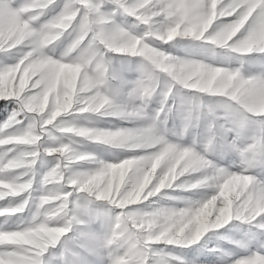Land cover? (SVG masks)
<instances>
[{
	"label": "snow or ice",
	"instance_id": "snow-or-ice-1",
	"mask_svg": "<svg viewBox=\"0 0 264 264\" xmlns=\"http://www.w3.org/2000/svg\"><path fill=\"white\" fill-rule=\"evenodd\" d=\"M14 5L0 0V53L27 51L0 69V101L5 111L15 105L0 125V264H90V256L100 264H183L154 246L191 247L233 220L249 228L233 241L247 255L231 264H264V242L258 240L264 236V179L256 174L264 172V62L258 73L245 69L246 57H264V0ZM55 8L57 15L41 22ZM118 16L132 24L122 26ZM65 38L60 57L49 55ZM217 50L234 54L240 67L215 63ZM116 57L141 62L127 107L112 99ZM156 95L161 108L148 127L94 130L70 119H141ZM176 101L184 131L202 115L211 117L201 141L184 146L158 132L156 120ZM46 140L54 143L46 146ZM77 140L136 154L99 161L79 150ZM233 155L237 171L221 164ZM48 158L52 163L40 171ZM86 162L95 166L81 167ZM201 188L213 194L184 207L156 203L169 191Z\"/></svg>",
	"mask_w": 264,
	"mask_h": 264
},
{
	"label": "trees",
	"instance_id": "trees-1",
	"mask_svg": "<svg viewBox=\"0 0 264 264\" xmlns=\"http://www.w3.org/2000/svg\"><path fill=\"white\" fill-rule=\"evenodd\" d=\"M58 3L63 4V0H58ZM111 9V5L107 6L106 11ZM49 9L45 14H49ZM56 16V15H55ZM116 20L124 27H128L132 24L130 17L125 18L122 16L116 17ZM139 31V29H137ZM68 39H63L55 45V52L60 51L57 49L62 44L67 45ZM67 40V41H66ZM179 45H186L188 41H178ZM166 51H171L175 55H183L184 52L180 47L173 49L170 45H163ZM59 53V52H57ZM6 59V64L0 63V69L9 64L10 59L7 57L0 58ZM245 69L250 73H258L260 64L264 62V57L261 56H249L245 58ZM215 63H219L226 67L239 68L240 62L234 58V54L225 52L224 50H217ZM140 60L138 58H122L116 57L111 61V74L115 79H110L109 85L112 93V99L117 105L121 107H127L133 101L128 96V92L131 89L132 82L139 79L140 72ZM4 101H0V125H2L8 118L12 111L11 107H8L5 111ZM10 103V102H9ZM169 105L173 104V100L168 101ZM161 108V97L159 95L154 96L149 102L145 109V116L137 120L129 119H117L113 116H99V115H87L84 117L70 118L73 123L78 127H84L94 130H118V129H135L141 127H148L152 124L153 118L156 116L157 111ZM180 108L179 101H176V107L171 112L162 114L159 120H156V127L160 134H163L166 139L173 143L183 144L184 146H190L193 141H201L205 135L207 124L211 117L202 115L201 119L196 123L195 126H190L187 131H184L183 116L178 109ZM67 139V138H64ZM54 141L46 140L45 144L51 145ZM76 147L84 152L92 153L97 160L106 162H116L117 160L126 159L136 153L128 151L124 148L110 147L102 143H90L85 140H77ZM143 155L144 153H139ZM52 163L51 158L47 159L46 165L40 168V171H44L46 166ZM221 164L225 168H230L231 171L238 170V159L235 155L229 159L225 157ZM94 163L86 162L81 167L91 168L94 167ZM260 178L264 179V172L256 173ZM213 194L211 188H201L193 191H169L166 195L157 200V204L167 207H184L186 204L193 203L201 199L204 196L210 197ZM2 203V202H0ZM154 206V205H150ZM92 228L94 231L99 230V225L93 224ZM248 225L241 224L239 221L233 220L230 224L225 225L218 231H209L207 235L199 242L191 247H175L165 246L163 244L155 245L154 248L163 256L167 258L170 254L173 257L182 258L183 264H231V261L238 260L240 257L247 255V253L238 247L233 241H240L248 233ZM255 232V229L252 230ZM258 240L264 242V236L258 237ZM258 243H253L251 251H256ZM59 247V246H58ZM58 250H52L56 253ZM52 259V257H50ZM90 264H100L99 259L94 256L89 257ZM177 264H180L177 261Z\"/></svg>",
	"mask_w": 264,
	"mask_h": 264
},
{
	"label": "rangeland",
	"instance_id": "rangeland-1",
	"mask_svg": "<svg viewBox=\"0 0 264 264\" xmlns=\"http://www.w3.org/2000/svg\"><path fill=\"white\" fill-rule=\"evenodd\" d=\"M25 0H15V5L14 6H19L21 5L22 3H24ZM57 11L59 12V8H56ZM56 14V11L55 10H51L49 12V14H44V16L41 17V22H44V21H47V20H50L52 19ZM65 39H68V38H65ZM67 41V40H66ZM67 47V45L65 44H62L60 46V48L58 47L57 49H59L60 51H49V55H53L55 56L56 58H59L61 53L64 51V49ZM27 51V49L25 48H20V49H13L11 52H8V53H0V58H4V57H7L8 59H10V62L9 64H7V66H10V65H14L15 63H17V61L23 56L24 52ZM59 52V53H57ZM0 63L1 64H6V59H1L0 60ZM208 196H204L202 197L201 199L197 200V201H194L192 204L194 203H198L200 201H203L205 199H207Z\"/></svg>",
	"mask_w": 264,
	"mask_h": 264
}]
</instances>
